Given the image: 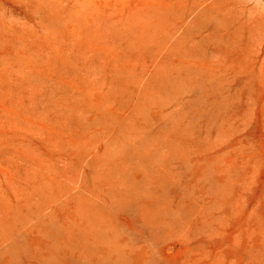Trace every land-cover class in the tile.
I'll use <instances>...</instances> for the list:
<instances>
[{"label": "rangeland", "instance_id": "obj_1", "mask_svg": "<svg viewBox=\"0 0 264 264\" xmlns=\"http://www.w3.org/2000/svg\"><path fill=\"white\" fill-rule=\"evenodd\" d=\"M0 264H264V0H0Z\"/></svg>", "mask_w": 264, "mask_h": 264}]
</instances>
